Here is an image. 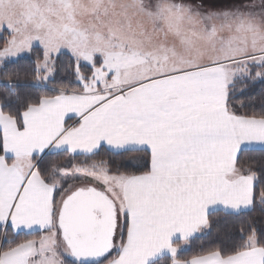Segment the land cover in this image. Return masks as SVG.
Returning a JSON list of instances; mask_svg holds the SVG:
<instances>
[{
	"label": "snow or ice",
	"instance_id": "6c2138e0",
	"mask_svg": "<svg viewBox=\"0 0 264 264\" xmlns=\"http://www.w3.org/2000/svg\"><path fill=\"white\" fill-rule=\"evenodd\" d=\"M0 74V264H264L253 223L178 258L264 213V0H0Z\"/></svg>",
	"mask_w": 264,
	"mask_h": 264
},
{
	"label": "trees",
	"instance_id": "16d2710c",
	"mask_svg": "<svg viewBox=\"0 0 264 264\" xmlns=\"http://www.w3.org/2000/svg\"><path fill=\"white\" fill-rule=\"evenodd\" d=\"M61 76L66 75V73L62 70L60 73ZM35 78V73L32 71L28 72H21L20 76L17 77H11V79H19L21 81L20 84V90L22 91H30L33 96H39L47 94L44 89L41 88H35V87H29L25 88V81H32ZM9 79V77L3 76L0 74V94H2L5 89L3 86V81ZM74 80V77L70 78ZM67 82V81H65ZM75 86V85H73ZM261 85L256 84L249 89V95L256 98V107L257 110L259 109V96L258 93L260 91ZM244 97H241L239 94L236 96V100H240ZM251 105L248 109H245V111H250ZM129 155H136V153H130ZM253 156H258V153H252ZM105 157H95L94 159H101ZM55 160L58 162H62L64 159L63 156L61 157H55ZM81 160L83 157L80 158ZM77 163L80 162V160L75 161ZM209 223L210 227L205 230V232L200 236L199 239L193 241L192 247L189 249H186L182 255H180L179 259H185V258H191L192 255L195 254H202L201 252V245L203 247V252H206L208 250H212L216 248L220 240H226L230 237V235L237 233L239 230L247 228L248 223H253L254 226H261L264 225V213L260 211V208L257 207L255 210L246 213L245 215H242L240 217H231V216H225L224 213L218 212L215 215H212L209 217ZM26 238H33L30 236H24L20 235L19 239H26ZM38 238V235L37 237ZM237 240H239V237H236ZM158 264H171L170 260L167 257L162 258Z\"/></svg>",
	"mask_w": 264,
	"mask_h": 264
},
{
	"label": "crops",
	"instance_id": "0c3cea01",
	"mask_svg": "<svg viewBox=\"0 0 264 264\" xmlns=\"http://www.w3.org/2000/svg\"><path fill=\"white\" fill-rule=\"evenodd\" d=\"M69 115H71V114H69ZM66 119H67V117H66ZM68 122H69V123H71L72 121H71V120H69ZM165 257H166V256H165Z\"/></svg>",
	"mask_w": 264,
	"mask_h": 264
}]
</instances>
